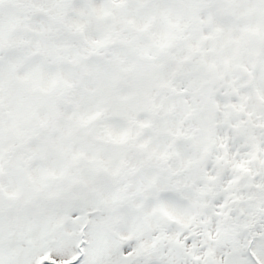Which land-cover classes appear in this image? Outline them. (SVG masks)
<instances>
[{
  "label": "snow or ice",
  "instance_id": "snow-or-ice-1",
  "mask_svg": "<svg viewBox=\"0 0 264 264\" xmlns=\"http://www.w3.org/2000/svg\"><path fill=\"white\" fill-rule=\"evenodd\" d=\"M0 264H264V0H0Z\"/></svg>",
  "mask_w": 264,
  "mask_h": 264
}]
</instances>
